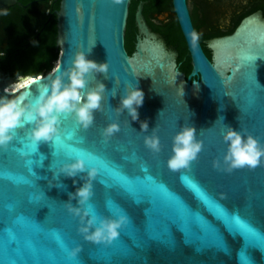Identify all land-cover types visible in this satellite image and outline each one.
Instances as JSON below:
<instances>
[{"label":"water","instance_id":"95a60500","mask_svg":"<svg viewBox=\"0 0 264 264\" xmlns=\"http://www.w3.org/2000/svg\"><path fill=\"white\" fill-rule=\"evenodd\" d=\"M130 3L59 0L54 65L66 71L77 51L105 62L107 71L90 72L81 94L97 82L104 90L87 128L62 114L59 141H38L32 152L25 135L31 125H25L0 149V264H264V160L255 169H227L221 138L230 126L264 147V22L251 15L231 34L205 42L208 58L200 42L195 48L189 42L193 26L186 0H171L190 57L186 76L178 70L177 54L150 31L143 4L134 15L139 37L127 53ZM15 4L0 0V12ZM39 75L45 83L52 78L50 71ZM17 83V77L0 71V94L13 93ZM134 87L143 92L136 120L120 107L121 97ZM145 120L148 127L141 130ZM111 123L118 130L105 138L101 131ZM186 126L194 128L201 149L186 167L172 170L166 164L172 137ZM153 132L159 139L156 152L144 144ZM61 143L106 161L131 184L126 187L89 159L97 169L91 195L82 204L69 200L86 170L54 177L60 163L69 161V155L56 154ZM67 204L80 213L90 207L97 222L125 220L111 241L94 243L78 231L80 214L70 213ZM75 248L79 251L69 258Z\"/></svg>","mask_w":264,"mask_h":264},{"label":"clouds","instance_id":"9594fccd","mask_svg":"<svg viewBox=\"0 0 264 264\" xmlns=\"http://www.w3.org/2000/svg\"><path fill=\"white\" fill-rule=\"evenodd\" d=\"M121 2L122 0H113L116 4ZM188 36L191 46L195 48L200 41L201 33L193 29ZM107 68V63H97L88 59L84 52L77 51L73 54L71 65L66 71H60L59 63L51 68L52 78L46 83L45 77L40 75L31 77L17 73L19 83L15 91L0 94V149L7 148L16 135L15 130L25 125H31L25 133L31 144H36L38 141L51 140L53 143L59 141L58 125L62 114H71L81 128H87L93 120L92 111L99 108L100 93L104 90V85L97 82L95 87L81 94V90L86 85L85 77L90 72L105 73ZM37 82H40L39 87L36 86ZM142 101V90L134 87L121 97L120 107L127 110L132 120H136L137 109ZM147 127L146 120L140 122L141 130ZM117 130V125L111 123L102 129L101 135L107 138ZM221 138L227 145L223 156L227 169L243 166L255 169L264 160V147H261L253 136H242L240 132L229 126L223 130ZM144 144L151 151H159V139L154 132L144 137ZM200 149L201 142L195 139L194 128L181 127L172 137V155L166 164L172 170L184 168L190 160L195 158ZM18 154L21 158L27 155L23 150H20ZM213 163L215 166V161ZM85 170L86 179L82 185L73 193H68L69 200L76 198L78 204L85 203L91 195L90 181L96 175L97 169L91 166L87 157L73 152L69 154V161L60 163L54 173V177L56 174L72 177ZM66 207L73 215L80 214L82 223L78 231L85 240L94 243L111 241L117 236V229L125 220L124 216H118L116 219L105 218L97 222L90 207L83 213L70 204ZM85 216H88V219H84ZM78 251L79 248L69 251V258L74 257Z\"/></svg>","mask_w":264,"mask_h":264},{"label":"flooded vegetation","instance_id":"af4514ba","mask_svg":"<svg viewBox=\"0 0 264 264\" xmlns=\"http://www.w3.org/2000/svg\"><path fill=\"white\" fill-rule=\"evenodd\" d=\"M149 1L151 0H131L129 5L127 22L131 15V5L136 2L133 11V42L139 37L134 23L135 11L139 4H143L142 15L150 31L159 35L163 42H168L162 33L171 29L174 23L178 25L172 3L171 10H161L160 0ZM186 2L193 29L201 33L199 42H211L214 38L231 34L244 18L251 15L259 16L264 22V0ZM56 11L52 8L50 0H17V4L0 12V59L8 61L11 57L13 62H17L22 57L36 54L42 44L39 40L45 36L53 16L56 26ZM178 29L185 42L179 26ZM55 50L59 55L56 41Z\"/></svg>","mask_w":264,"mask_h":264},{"label":"trees","instance_id":"16d2710c","mask_svg":"<svg viewBox=\"0 0 264 264\" xmlns=\"http://www.w3.org/2000/svg\"><path fill=\"white\" fill-rule=\"evenodd\" d=\"M151 0L149 2H152ZM51 6L54 10L59 8V0H50ZM161 10H171V0H160ZM136 6V2L131 5V15L126 25L125 33V49L130 55L134 50L133 42V11ZM232 31V30H231ZM163 37L168 41L166 45L172 49L176 54V63L178 70L184 73L186 76L190 73V57L186 49L185 42L179 33L178 25L173 24L171 29L162 33ZM56 41V26L54 16L52 17L45 36L42 37L39 42H42L36 54L33 56H26L20 58L17 62H13L11 57L8 61L0 59V71H3L10 76H17L20 73L24 76L35 77L41 73L45 74L51 70L54 62L58 58V53L55 50ZM201 47L207 57L210 58V51L206 48L205 42H200ZM11 56V55H10Z\"/></svg>","mask_w":264,"mask_h":264},{"label":"snow or ice","instance_id":"6c2138e0","mask_svg":"<svg viewBox=\"0 0 264 264\" xmlns=\"http://www.w3.org/2000/svg\"><path fill=\"white\" fill-rule=\"evenodd\" d=\"M31 151L36 152V144H32ZM73 152H80L81 154H83L82 150L76 149L71 145L61 143V147L57 150L56 154L58 156L59 155L64 156V155H69ZM85 157L92 160L94 162V166H96L98 169L104 171L107 174H110V175L116 177L119 180V182L121 184L125 185L126 187L131 184V180L129 177L120 175L119 171L117 169L111 168L110 165L106 161L101 160V159L96 158V157H93L92 154H86ZM235 224H237L241 228L246 229V227H247L246 225H241L238 221L235 222ZM51 236H52V239L55 241L56 245L60 248L62 245H61V238H60L59 234L57 232L53 231L51 233Z\"/></svg>","mask_w":264,"mask_h":264},{"label":"bare ground","instance_id":"6f19581e","mask_svg":"<svg viewBox=\"0 0 264 264\" xmlns=\"http://www.w3.org/2000/svg\"><path fill=\"white\" fill-rule=\"evenodd\" d=\"M17 85H18V83H17V84H14V85H12L11 89H12V90H15V89H16V87H17Z\"/></svg>","mask_w":264,"mask_h":264}]
</instances>
